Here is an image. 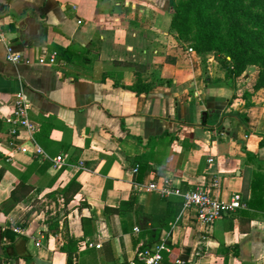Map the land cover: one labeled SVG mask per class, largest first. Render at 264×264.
Segmentation results:
<instances>
[{"label": "crops", "instance_id": "1", "mask_svg": "<svg viewBox=\"0 0 264 264\" xmlns=\"http://www.w3.org/2000/svg\"><path fill=\"white\" fill-rule=\"evenodd\" d=\"M171 23L169 0H0L7 36L0 40V204L23 176L36 187L7 216L0 210L2 261L69 264L71 235L78 241L73 264H137L131 233L141 231L138 214L156 195L137 191V182L167 176L227 202L235 193L249 200L246 170L264 171V88L241 96V82L235 90L215 56L183 43ZM7 43L30 62L8 61ZM71 45L78 47L71 60L39 62L56 46ZM253 80L246 77L249 85ZM20 90L35 129L10 136L4 118ZM39 146L66 164L54 167ZM247 151L258 158L249 161ZM136 163L146 165L143 181L135 179ZM76 170L82 187L68 207H82L64 220L57 191ZM135 191L124 233L121 218L104 209ZM83 217L92 219V236H84ZM7 220L22 228L14 240L3 236ZM54 221L56 234L48 228ZM164 237L184 256L178 263L264 264V209L239 208L208 225L188 209ZM109 239L112 251L90 245Z\"/></svg>", "mask_w": 264, "mask_h": 264}, {"label": "trees", "instance_id": "2", "mask_svg": "<svg viewBox=\"0 0 264 264\" xmlns=\"http://www.w3.org/2000/svg\"><path fill=\"white\" fill-rule=\"evenodd\" d=\"M246 0H188L181 4H177L175 0H169L170 9L172 12L171 30L176 33L177 37L183 42L182 37H186L190 30V15L194 12L196 15L195 23L199 28V40L193 47L199 54L205 55L211 51H219L222 55L215 57L225 68L226 77L230 81L231 86L238 89V84L242 80H246L243 76L249 65L258 66V71L254 76V80L248 84L245 81L242 95H246L250 90H260L264 88V15L260 13H251L245 5ZM254 6H258L264 10V0H250ZM220 7L225 12L226 20L222 21L212 15L211 10ZM247 19V21H246ZM59 59H68L72 55L77 54L78 47L71 46H56ZM228 57L233 59V64L230 63ZM132 64L128 62H121ZM141 92L140 89H137ZM240 94L236 93L235 96ZM264 145V139L261 141ZM248 159L253 160L258 158V154L247 151ZM139 164L138 172L135 173L137 181H143L146 176V165ZM135 164V165H136ZM79 170L74 171L68 182L57 192L61 193L64 202V214L62 219L66 220L67 216L73 208L82 207V204L75 205L71 209L69 204L75 199L81 191V184L77 180ZM4 169H0V182L3 178ZM29 176H23L18 184L11 190L9 199L0 204L2 214L8 215L18 202L25 199H31L36 190L35 185L29 183ZM245 185L251 190L249 200L245 198L248 204V209L262 210L264 209V171L260 169L248 168L245 172ZM138 201L137 191L131 193L127 198L123 199L118 206H106L104 211L110 215H117L121 218V228L124 233H130V230L125 221V217L129 216L135 209ZM164 204L161 205V204ZM182 209V201L177 196L162 197L156 194L153 198V207L147 208L138 214L140 232L138 235L131 233V240L136 249V255L133 260L137 264H142L138 254L142 250L154 247L156 244L165 241L170 247V251L163 250L162 264H182L178 263V259L184 256L178 254V249L174 246L168 237H164V233H171L173 226L179 222V215ZM84 236L89 237L94 233L92 219L83 217ZM3 236H9L13 240L17 237L12 223L7 220L3 225ZM49 230L56 234L58 224L54 221L49 223ZM69 248L68 252L69 264L74 263V254L78 247V241L71 235H68ZM103 250L112 251L113 240L109 239L102 245ZM9 248L8 246L5 247ZM8 254V252H7ZM14 256H18L15 253ZM185 259V258H184ZM0 264H7L0 258ZM115 264H131V260L115 263ZM188 264V263H183Z\"/></svg>", "mask_w": 264, "mask_h": 264}, {"label": "built area", "instance_id": "3", "mask_svg": "<svg viewBox=\"0 0 264 264\" xmlns=\"http://www.w3.org/2000/svg\"><path fill=\"white\" fill-rule=\"evenodd\" d=\"M6 39V32L0 26V40L7 41ZM6 58L8 61L18 64L30 62L27 56L22 51L15 49L11 43H7ZM57 58L58 52L55 50L51 52L49 56L40 57L39 62L42 64H55L57 62ZM29 109L30 106L25 93L22 90L18 91L15 94L13 110L4 118L7 125V133L10 136H16L22 130L29 132L34 131L35 125L30 119ZM37 153L44 154L45 159L50 161L56 168L62 167L66 164V160L63 155L50 157L40 146L37 148ZM209 161L213 162L214 159L210 158ZM138 169L139 164H136L133 168V172L137 173ZM215 185H219V181H217ZM135 187L139 192L156 193L162 197H179L182 201L181 213L188 209H195L197 211V218L207 225L212 224L220 217L231 213L236 209H244L248 207L247 202L243 200L240 193H235L232 196L231 201L227 202L222 199L212 197L209 190L202 187L183 189L181 186L175 184L172 178L167 176L159 179H153L147 183L137 182ZM14 230L16 232H21L22 228L15 225ZM136 230L138 231L139 228L137 227ZM37 244L40 245L41 242L38 241ZM90 245L96 247L102 246L101 243L92 242ZM163 250L170 251V247L165 241L156 244L152 248L142 250L139 252L138 257L144 264H162ZM177 262L183 261L178 259Z\"/></svg>", "mask_w": 264, "mask_h": 264}, {"label": "rangeland", "instance_id": "4", "mask_svg": "<svg viewBox=\"0 0 264 264\" xmlns=\"http://www.w3.org/2000/svg\"><path fill=\"white\" fill-rule=\"evenodd\" d=\"M188 0H175L177 4H181L183 2H187ZM245 5L247 7V10L250 11L251 13H260L264 15V10L258 6H254L250 3V0L245 1ZM212 15L216 16L217 19L225 21L226 16L224 10H222L220 7L215 8L214 10H211ZM196 14L192 12L190 15L189 23H190V30L189 33L187 34L186 37H182L181 39L183 40V43H186L187 45H190L192 47H195L198 43L199 40V28L196 26L195 23V16ZM247 21V19H246ZM211 54L215 57H219L221 52L219 51H211ZM228 60L230 61L231 64H233V59L231 57H228ZM258 71V66L256 65H249L247 67V70L243 74V76L246 78L248 76H255ZM246 81V80H245ZM245 81H241V87L245 86ZM243 85V86H242Z\"/></svg>", "mask_w": 264, "mask_h": 264}]
</instances>
